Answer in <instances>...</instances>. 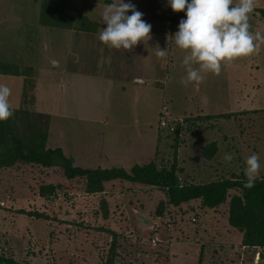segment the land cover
<instances>
[{
    "label": "rangeland",
    "instance_id": "1",
    "mask_svg": "<svg viewBox=\"0 0 264 264\" xmlns=\"http://www.w3.org/2000/svg\"><path fill=\"white\" fill-rule=\"evenodd\" d=\"M113 2L0 0V84L11 89L10 133L25 147L34 135H45V148L60 147L75 166L89 169H129L153 155L156 144V165L175 164L183 183L240 176L255 153L264 178V0H257L249 21L259 34V51L187 87L181 83L185 52L173 39L185 12H173L168 0H124L152 29L173 22L159 30L171 35L168 78L163 87L151 88L150 97L142 89L137 95L131 85H105L99 77L101 82L90 84L62 70L65 61L76 59L91 72L89 63L106 57L109 48L99 34L77 36L67 26L105 29L102 14ZM168 13L174 17L167 19ZM201 110L212 118L183 133L174 163V134L158 137L161 113L201 117ZM213 140L217 151L207 159L202 151ZM227 154L234 159L226 162ZM48 184L58 186L41 195L40 187ZM103 185L102 192L88 193L86 178L68 179L61 166L17 161L0 168V254L18 264H104L112 230L114 264H264V248L243 246L242 233L228 223V201L236 189L215 209L196 199L164 205L157 214L166 199L163 189L122 179Z\"/></svg>",
    "mask_w": 264,
    "mask_h": 264
},
{
    "label": "trees",
    "instance_id": "2",
    "mask_svg": "<svg viewBox=\"0 0 264 264\" xmlns=\"http://www.w3.org/2000/svg\"><path fill=\"white\" fill-rule=\"evenodd\" d=\"M190 2V0H189ZM45 8V2L42 5ZM264 14V9L260 10ZM43 12V10L41 11ZM44 12L41 13V18ZM46 25V23H44ZM49 25V24H48ZM54 25V24H51ZM50 26V25H49ZM66 27V26H54ZM70 28V26H67ZM73 28H79L72 26ZM90 29V28H79ZM202 115V114H201ZM221 116H228L221 115ZM184 124L177 123L173 132L169 129L158 128V137L174 134V163H176V147L178 142L183 140V133L190 131L195 125H199L200 119H211V115L201 117L187 115L182 117ZM8 121L0 122V168L14 165L17 161L25 163H36L44 167L61 166L68 179L74 177L86 178V191L97 193L104 190L103 183L115 179H122L134 183H142L156 186L164 190L166 199H161L158 204L160 213L164 205L178 206L183 202L199 199L201 206L215 209L224 203L229 195L230 189H236L237 193L230 195L228 201V223L242 233L241 244L245 247L264 248V178H257L254 187L246 188L247 182L244 172L237 177L220 178L203 183H183L178 174L175 164L170 167H158L155 159L143 164H134L129 169L112 166L109 168H81L75 166L73 159L66 156L60 147L45 148V135H34L33 143L30 147H25L24 142L9 131ZM159 123V122H158ZM158 125V124H157ZM193 130V129H192ZM194 131V130H193ZM217 151L216 141L203 149V155L211 159ZM58 185H42L40 194L45 195L47 191L54 192ZM104 215L107 216L106 202L101 201ZM36 217H42L40 213H34ZM112 235L111 244L104 264H114L117 255L116 235L112 230H108ZM0 264H18L12 258L0 254Z\"/></svg>",
    "mask_w": 264,
    "mask_h": 264
},
{
    "label": "clouds",
    "instance_id": "3",
    "mask_svg": "<svg viewBox=\"0 0 264 264\" xmlns=\"http://www.w3.org/2000/svg\"><path fill=\"white\" fill-rule=\"evenodd\" d=\"M168 5L173 12L186 15L173 36L175 46L185 52L182 63L186 75L181 79L185 87L202 83L205 74L219 75L238 58L250 57L259 51L256 43L259 34L251 31L249 22L257 0H238L237 3L234 0H168ZM129 12L131 15H127ZM142 16L133 4L114 0L103 11L102 19L107 27L100 31L99 40L109 49L124 51L147 43L151 39V25ZM156 55L164 57L165 50L159 48ZM10 95L11 89L0 84V122L14 114ZM223 159L230 162L234 154H227ZM260 170L259 156L253 153L246 159L244 187H254Z\"/></svg>",
    "mask_w": 264,
    "mask_h": 264
},
{
    "label": "crops",
    "instance_id": "4",
    "mask_svg": "<svg viewBox=\"0 0 264 264\" xmlns=\"http://www.w3.org/2000/svg\"><path fill=\"white\" fill-rule=\"evenodd\" d=\"M256 10V8H255ZM256 12V11H255ZM174 16L167 14V19H171ZM165 21L164 23H166ZM170 22L169 29L173 26V22ZM164 25V24H163ZM151 28V39L147 43H139L131 51L116 50L117 54L113 50L107 49V55L103 51L102 61L95 60V62L89 63V66L93 67V71L82 70L76 63V59L72 61H65L62 67L64 73L77 80H83V82L93 83V81L101 82L96 77H99L105 85L119 84L122 87L125 85H131L135 87V93L140 94L142 89L143 95L150 97L153 93L152 87H163L168 78L169 64L171 62V45L168 39H171V35H163L159 33L162 28ZM166 29V30H169ZM77 36L90 37L93 33L99 34L100 31L95 28L79 29L69 28ZM165 30V29H164ZM153 33H156L153 35ZM165 50L164 57H158L156 52L159 48ZM94 64V65H92ZM156 89V88H155ZM145 102V100L143 101ZM145 105V103H144ZM163 110V108H162ZM161 110V111H162ZM161 111L159 113H161ZM199 114L206 115L203 110L198 111ZM154 154L146 156L139 164L147 163L154 159L160 150L156 149V144L152 148ZM147 152V151H146Z\"/></svg>",
    "mask_w": 264,
    "mask_h": 264
},
{
    "label": "built area",
    "instance_id": "5",
    "mask_svg": "<svg viewBox=\"0 0 264 264\" xmlns=\"http://www.w3.org/2000/svg\"><path fill=\"white\" fill-rule=\"evenodd\" d=\"M177 123H180L183 125L184 124L183 118L173 117V116H170L167 112H162L159 118L158 127L160 130L169 129V131L173 132L175 130Z\"/></svg>",
    "mask_w": 264,
    "mask_h": 264
},
{
    "label": "water",
    "instance_id": "6",
    "mask_svg": "<svg viewBox=\"0 0 264 264\" xmlns=\"http://www.w3.org/2000/svg\"><path fill=\"white\" fill-rule=\"evenodd\" d=\"M169 27H170V22L167 21L166 23H164V25L158 26L156 28L169 29Z\"/></svg>",
    "mask_w": 264,
    "mask_h": 264
}]
</instances>
